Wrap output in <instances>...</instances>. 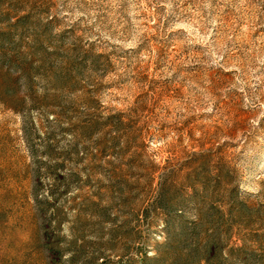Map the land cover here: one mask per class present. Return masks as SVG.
<instances>
[{
	"label": "rangeland",
	"instance_id": "rangeland-1",
	"mask_svg": "<svg viewBox=\"0 0 264 264\" xmlns=\"http://www.w3.org/2000/svg\"><path fill=\"white\" fill-rule=\"evenodd\" d=\"M0 264H264V0H0Z\"/></svg>",
	"mask_w": 264,
	"mask_h": 264
}]
</instances>
